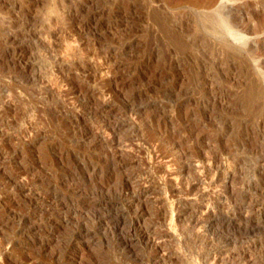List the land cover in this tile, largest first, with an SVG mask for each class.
Instances as JSON below:
<instances>
[{"label":"rangeland","instance_id":"1","mask_svg":"<svg viewBox=\"0 0 264 264\" xmlns=\"http://www.w3.org/2000/svg\"><path fill=\"white\" fill-rule=\"evenodd\" d=\"M199 2L0 0V264H264V0Z\"/></svg>","mask_w":264,"mask_h":264},{"label":"bare ground","instance_id":"2","mask_svg":"<svg viewBox=\"0 0 264 264\" xmlns=\"http://www.w3.org/2000/svg\"><path fill=\"white\" fill-rule=\"evenodd\" d=\"M199 1H202V0H198V2ZM205 1V0H204ZM200 3V2H199ZM207 4H208V2H207ZM207 4H205V7H207L206 5ZM201 4H199V6H200ZM209 7H210V5H208ZM201 7V6H200ZM222 7H223V5H222ZM219 8V9H218ZM223 8H225V7H223ZM223 8H221V6H219V7H217V8H214V9H218L217 10V13L215 14V15H213L211 18H212V24L214 25V26H217V27H219L220 29H221V31L222 32H224L225 33V35H227L228 37H230L231 39H233V40H236V41H239V42H241V43H243L242 45H244V43H245V41H246V33L248 32L247 30H250V32H251V30L252 29H254V28H251V27H249L248 26V24H245V25H243L244 24V22H242L240 19V21L243 23V24H241L240 23V21L238 20V13H234V12H232L233 14H227L224 10H223ZM242 10V9H241ZM235 12H236V10H234ZM237 11H240L239 10V8L237 9ZM240 14V13H239ZM255 14V13H254ZM73 15V14H72ZM210 18V17H209ZM210 18V19H211ZM248 22V21H247ZM247 22H245V23H247ZM241 26V27H240ZM253 31V30H252ZM257 32L258 30L255 28V30H254V32ZM246 32V33H245ZM249 32V33H250ZM255 32V33H256ZM253 33V32H252ZM259 42V41H258ZM75 86V85H74ZM78 88V87H77ZM85 88V87H84ZM86 90V89H85ZM80 91V90H79ZM75 94H76V92H75ZM85 94H86V92H85ZM77 95V94H76ZM99 102V101H98ZM105 103V102H104ZM98 104V103H97ZM100 104V103H99ZM131 106V105H130ZM141 106V105H140ZM138 107V106H137ZM98 109V108H97ZM100 110V109H99ZM101 111V110H100ZM101 113V112H100ZM125 113V112H124ZM121 117V116H120ZM136 122V121H135ZM109 123V122H108ZM110 124V123H109ZM115 124V123H114ZM120 125V124H119ZM118 125V126H119ZM89 127V126H88ZM111 127V126H110ZM88 131V130H87ZM91 130H89V132H90ZM158 131V130H157ZM92 132V131H91ZM93 133V132H92ZM91 133V134H92ZM88 133H86V135H87ZM90 134V133H89ZM162 135V134H161ZM93 138V137H92ZM96 138V137H95ZM99 139V138H98ZM96 140V139H95ZM158 153H159V151H157ZM154 153V152H153ZM158 153H154L153 154V156L151 157L152 159H159V157L161 156L160 154H158ZM190 155V154H189ZM218 156V155H217ZM162 157H164L163 155L161 156V158ZM260 157V156H259ZM160 158V160H162ZM204 158V157H203ZM196 159V158H195ZM199 159H200V157H199ZM205 159V158H204ZM203 159V160H204ZM212 159V158H211ZM208 160V159H207ZM164 161V160H163ZM162 161V162H163ZM214 161V160H213ZM212 161V162H213ZM260 161H261V163H262V165H261V167L262 168H264V157H262L261 156V158H260ZM168 162V161H167ZM202 162H204V161H202ZM211 162V163H212ZM232 162V161H231ZM166 163V162H165ZM169 163V162H168ZM210 163V164H211ZM214 163V162H213ZM260 163V162H259ZM89 164V163H88ZM116 164V163H115ZM231 164V163H230ZM91 165V164H90ZM93 165V164H92ZM112 165V164H111ZM169 165V164H168ZM197 165V164H196ZM200 165H202V164H200ZM213 167H214V165H212ZM91 167V166H90ZM95 167V166H94ZM116 167V166H115ZM216 167V166H215ZM236 167V166H235ZM92 168V167H91ZM113 168H114V166H113ZM199 168V167H198ZM234 168V167H233ZM71 169V168H70ZM90 169V168H89ZM93 169V168H92ZM112 169V168H111ZM203 169H206V171L205 172H207V173H211L212 175H211V177H216L217 178V180H219L220 179V177L222 178L223 176H221V171L220 170H218L217 168V170H213V168L212 167H210V168H203ZM203 169H202V172H203ZM236 169V168H235ZM87 170V169H86ZM95 170V169H94ZM113 170V169H112ZM144 170V169H143ZM142 170V171H143ZM88 171V170H87ZM152 171V170H151ZM150 171V172H151ZM201 171V170H200ZM150 172H146L145 171V173H144V171L142 172V173H144V175L143 176H145V178H149V179H151V178H153L154 177V175L152 174V173H150ZM235 172V171H234ZM139 173V172H138ZM206 173V175H208ZM224 174V173H223ZM261 176L264 178V171H261ZM205 175V174H204ZM135 176V175H134ZM139 176V175H138ZM141 176V175H140ZM161 176V175H160ZM137 177V176H136ZM135 177V178H136ZM225 177V176H224ZM139 178V177H138ZM162 178V177H161ZM8 179V178H7ZM133 179V178H132ZM132 179H128V183H131L132 181H134V180H132ZM154 179V178H153ZM194 179V178H193ZM192 179V180H193ZM215 179V178H214ZM189 180V179H188ZM212 180H213V178H212ZM221 180V179H220ZM219 180V181H220ZM237 180V179H236ZM13 181V180H12ZM218 181V182H219ZM216 182V181H215ZM217 182V183H218ZM192 183H194V180H193V182ZM212 183V182H211ZM214 183V182H213ZM134 184V183H133ZM198 184V183H197ZM253 184H255L254 182H253ZM215 185H217V184H215ZM27 186V185H26ZM195 186V185H194ZM30 187V186H29ZM186 187V186H185ZM257 187V186H256ZM135 188V187H134ZM191 188L192 187H190V189H189V187H188V189H189V191L191 192ZM29 189V188H28ZM250 189H252L251 187H250ZM255 189H257V188H255ZM131 190H133L132 189V187H131ZM138 190V189H137ZM141 190V189H140ZM23 191V190H22ZM188 191V192H189ZM254 191V190H253ZM93 192V191H92ZM134 192V191H133ZM132 191H130V189L128 188V184H125V188H124V190L122 189V191H120V195H119V199H120V201H122V202H120V201H106V200H98V201H96V199H95V201H92L91 202V205H92V208H93V206L94 207H96V209L97 210H100V211H102V212H99V214H101L100 215V217H99V222H101V223H109V222H111V221H114L113 220V217H114V215L113 214H108V211H111L112 209V207H119V205H121V203L123 204V205H126V204H124V202L127 200V199H130L131 200V202H132V204H134V203H136V202H138L139 200H141V198H142V194L141 193H139V194H134ZM136 192V191H135ZM6 193V192H5ZM119 193V192H118ZM137 193V192H136ZM147 193V192H146ZM246 193V192H245ZM24 194V193H23ZM97 194V193H96ZM206 194V193H205ZM92 195H94V194H92ZM203 197H204V194H201ZM253 195V194H252ZM26 196V195H25ZM98 196V195H97ZM198 196H200V195H198ZM198 196H196V198L198 197ZM202 196H200V197H202ZM246 196V195H245ZM57 197H59V196H57V194L56 195H53L51 198H53V199H55V198H57ZM96 197V196H95ZM100 197V196H99ZM199 197V198H200ZM211 197V196H210ZM22 198V197H21ZM49 198V197H48ZM98 199V198H97ZM44 200V199H43ZM46 200V199H45ZM88 199H86L85 201H84V203L85 202H88L87 201ZM112 200V199H111ZM181 200V199H180ZM179 200V201H180ZM50 201V200H49ZM202 201V200H201ZM41 202V201H40ZM130 202V201H129ZM174 202V201H173ZM199 202H200V200H199ZM205 202V201H204ZM203 202V203H204ZM210 202V201H209ZM19 203V202H18ZM79 203V202H78ZM89 203V202H88ZM195 203V202H194ZM201 203V202H200ZM44 204V202H42V205ZM77 204V203H76ZM75 204V205H76ZM80 204V203H79ZM140 204V203H139ZM67 205H69V203H67ZM73 204H71V206H72ZM75 205H73V207L75 206ZM190 205V204H189ZM189 205H187V206H189ZM192 205V204H191ZM198 205V204H197ZM203 205V204H202ZM249 205V204H248ZM243 206V205H242ZM245 206V205H244ZM247 206V205H246ZM254 206V205H253ZM256 206V205H255ZM264 206V205H263ZM125 207V206H124ZM194 207V206H193ZM70 208V207H69ZM105 208V209H104ZM174 208V207H173ZM246 208V207H245ZM199 207H194L193 209L191 208V210H192V213H191V215H193V217H192V219L195 221V223L196 224H199V223H201V224H203V221H202V219H200V218H197L196 217V214L199 212ZM201 209V208H200ZM248 209H249V206H248ZM253 209V208H252ZM118 210H122V208L121 209H118ZM124 210V209H123ZM180 210V209H179ZM188 210H189V208H188ZM256 210V209H255ZM178 211V210H177ZM138 212V211H137ZM171 212V211H170ZM187 212V211H186ZM186 212L185 211H179V212H177V214L178 215H180V216H185V214H186ZM250 212V211H249ZM252 212V211H251ZM116 213H118V217H119V219H117V221H114V223L116 222V224H118V223H123V226L127 223V222H124V220H125V218H124V215H126L123 211H118V212H116ZM140 213V212H139ZM200 213H202V212H200ZM262 213V212H261ZM189 214V213H188ZM246 214V213H245ZM21 215V214H20ZM20 215H19V217H20ZM139 215V214H138ZM22 216V215H21ZM24 217V216H23ZM179 217V216H178ZM212 217V216H211ZM115 218V217H114ZM127 218V217H126ZM137 218V217H136ZM21 219V218H20ZM124 219V220H123ZM129 219V218H128ZM138 219V218H137ZM191 219V218H190ZM189 219V220H190ZM121 220V221H120ZM129 220H131V219H129ZM204 220V219H203ZM127 221V220H126ZM133 221V220H132ZM24 222V221H23ZM131 222V221H130ZM137 222H138V220H137ZM136 222V223H137ZM133 223V222H132ZM131 223V224H132ZM21 224V223H20ZM24 224V223H23ZM31 224V223H30ZM201 224H199V225H201ZM137 225V224H136ZM199 225H197V226H199ZM204 225H206V224H204ZM25 226V225H24ZM99 226V225H98ZM134 226V225H133ZM132 225L128 228V230L126 231V230H124L123 232L121 231L120 232V234H119V243L122 245V248H123V250H126V251H131L132 250V242H133V236H135V234H133V232H134V230L132 229V227H133ZM196 226V225H195ZM29 229V228H28ZM109 229V228H108ZM120 229V228H119ZM122 230V229H121ZM82 232V231H81ZM157 235V234H156ZM155 236V235H154ZM75 237V236H74ZM114 238V237H113ZM155 238V237H154ZM158 247V246H157ZM120 251V250H119ZM127 253V252H126ZM219 254V253H218ZM218 254H213V255H210V254H208L206 257H205V262L206 263H209V264H219V262L220 261H222L223 260V258L221 257V254H222V252L220 253V255L218 256ZM127 255V254H126ZM125 255V256H126ZM129 256V255H128ZM222 264H224V263H222Z\"/></svg>","mask_w":264,"mask_h":264}]
</instances>
